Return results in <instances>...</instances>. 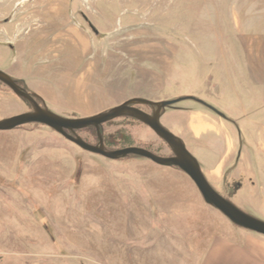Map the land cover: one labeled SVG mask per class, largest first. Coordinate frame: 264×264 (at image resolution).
<instances>
[{
    "label": "rangeland",
    "instance_id": "rangeland-1",
    "mask_svg": "<svg viewBox=\"0 0 264 264\" xmlns=\"http://www.w3.org/2000/svg\"><path fill=\"white\" fill-rule=\"evenodd\" d=\"M0 71L26 81L43 107L66 119L135 99L205 102L227 119L185 101L162 123L225 198L264 221L263 183L244 192L236 183L253 170L240 169V153L264 171L249 142L264 132V0H0ZM32 112L0 81V122ZM222 122L201 136L188 128ZM104 130L110 151L174 156L135 119ZM97 132L78 134L98 146ZM226 132L241 148L232 144L217 168ZM0 264H264V236L208 205L179 169L140 157L112 161L33 124L0 132Z\"/></svg>",
    "mask_w": 264,
    "mask_h": 264
},
{
    "label": "water",
    "instance_id": "water-1",
    "mask_svg": "<svg viewBox=\"0 0 264 264\" xmlns=\"http://www.w3.org/2000/svg\"><path fill=\"white\" fill-rule=\"evenodd\" d=\"M0 81L13 90L18 97L29 102L34 109L32 113L0 122V132H12L24 126L40 124L53 129L84 151L112 161H120L130 157H140L150 160L161 167L179 169L194 181L208 205L220 211L239 228L264 236V221L254 218L238 207L233 201L225 198L210 183L199 160L189 151L185 142L166 129L162 123L163 116L168 108L179 105L185 101L199 102L227 119L224 114L205 102L197 98H182L162 103L135 99L119 108L93 118L66 119L52 112L47 106L43 107L37 95L28 92L25 88L20 86L14 78L2 71H0ZM144 106L153 108L155 114L150 115L139 108ZM126 118L135 119L150 127L165 143H167L174 156L169 158L160 157L150 150L138 147L110 151L106 145L104 127L117 120ZM89 129H96L98 131L100 139V144L98 146L89 144L79 136L78 132Z\"/></svg>",
    "mask_w": 264,
    "mask_h": 264
},
{
    "label": "crops",
    "instance_id": "crops-1",
    "mask_svg": "<svg viewBox=\"0 0 264 264\" xmlns=\"http://www.w3.org/2000/svg\"><path fill=\"white\" fill-rule=\"evenodd\" d=\"M41 63V62H40ZM39 73H41L39 71ZM24 83L26 81H23ZM26 84V83H25ZM30 86V85H29ZM198 115H203V116H206L207 114L205 113H197ZM209 115V114H208ZM209 117V116H208ZM234 117V116H233ZM231 118V117H230ZM223 121V120H222ZM223 122L222 123H217V127H213V128H204V130H201L199 132H197L194 128V130L192 129V127H188L189 130H192L196 136H201L203 133L205 132H209V131H215V130H218L220 131L221 130V127H224L223 125ZM226 128V127H225ZM244 130V129H243ZM243 133V132H242ZM221 136H223V134L225 133H219ZM246 131L244 133L245 135V138L247 139L246 137ZM226 135L227 137H225V141H226V144H227V147H228V150L231 151L232 149L230 148L232 146V144L234 146L237 145V148L240 147L239 143H238V140L236 138H233L229 133L226 132ZM248 135V134H247ZM259 137H256L253 141H251V139L249 138V142L255 146H257L258 148V155L257 157H259V159L257 160V162L260 164V166H262V169H264V163H263V159H264V132H260L259 134ZM231 138V140L229 139ZM241 139V137H240ZM243 139V138H242ZM241 139V140H242ZM245 139V141H246ZM258 139V140H257ZM246 144V143H245ZM241 148V147H240ZM238 148V149H240ZM245 149H247L245 146H244ZM231 149V150H230ZM228 150L226 152V155L224 156L223 160L221 161V163L217 166V168H220L223 163L228 159V156L230 154H232V151L230 153H228ZM248 151H250L249 149H247ZM241 155V159H240V169L244 168V166H248L252 165V169L251 171H244L242 176L240 178H238L236 180V183H240L242 184V189H241V192H244V191H249L251 189H259L258 185L260 183H263L264 185V171L262 174L258 175V173L255 171V168H254V164H253V156L249 153H240ZM263 158V159H262ZM215 187V185H213ZM216 188V187H215ZM232 201L238 206V207H242L240 203L236 202L233 197H232Z\"/></svg>",
    "mask_w": 264,
    "mask_h": 264
},
{
    "label": "flooded vegetation",
    "instance_id": "flooded-vegetation-1",
    "mask_svg": "<svg viewBox=\"0 0 264 264\" xmlns=\"http://www.w3.org/2000/svg\"><path fill=\"white\" fill-rule=\"evenodd\" d=\"M91 25V28L94 30V32H96V34H97V30H96V28H95V26L93 25V24H90ZM149 114V113H148ZM155 114V113H154ZM150 115H152V114H150ZM79 133V132H78Z\"/></svg>",
    "mask_w": 264,
    "mask_h": 264
},
{
    "label": "trees",
    "instance_id": "trees-1",
    "mask_svg": "<svg viewBox=\"0 0 264 264\" xmlns=\"http://www.w3.org/2000/svg\"><path fill=\"white\" fill-rule=\"evenodd\" d=\"M20 84V86H22L23 88H25V84L23 82H18ZM96 130V129H95ZM97 131V130H96ZM98 133V132H97ZM104 133H105V130H104ZM98 135V134H97Z\"/></svg>",
    "mask_w": 264,
    "mask_h": 264
},
{
    "label": "bare ground",
    "instance_id": "bare-ground-1",
    "mask_svg": "<svg viewBox=\"0 0 264 264\" xmlns=\"http://www.w3.org/2000/svg\"><path fill=\"white\" fill-rule=\"evenodd\" d=\"M132 158V157H131Z\"/></svg>",
    "mask_w": 264,
    "mask_h": 264
}]
</instances>
